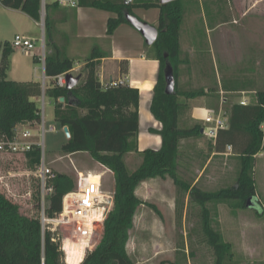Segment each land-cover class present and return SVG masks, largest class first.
I'll list each match as a JSON object with an SVG mask.
<instances>
[{
	"label": "trees",
	"instance_id": "1",
	"mask_svg": "<svg viewBox=\"0 0 264 264\" xmlns=\"http://www.w3.org/2000/svg\"><path fill=\"white\" fill-rule=\"evenodd\" d=\"M7 9L20 10L36 23L42 21L41 0H0ZM57 5H47L45 9V43L50 49L45 59V74L49 83L45 98L54 104V117L64 129L68 127L71 137L63 146L66 154L88 153L96 163L109 169L115 179L114 206L108 214L104 231L99 243L89 250L81 264H136L129 253L132 232L136 228L135 218L145 202L136 194L140 184L154 180L171 178L174 183L187 192L203 209V232L216 256L215 264H225L230 258L231 244L224 243L217 231L211 226L210 202L238 201L246 208L249 200L253 208L260 204L254 180L256 155L264 153V91L256 86L233 84L239 79L224 83L222 86L237 88L236 91H255L256 103L248 106L233 105L228 114V125L218 132L215 150L225 153L228 146L240 156L241 170L234 187L218 192H203L197 187L182 182L178 178L180 143L184 139L201 137L202 126L182 128L180 125L184 99H195L214 93V89L181 91L179 89L180 68L188 63L183 58L180 45L185 3L176 0L168 4L137 1L131 3L114 0L80 1L81 7H92L113 12L107 24V35L112 36L118 27L128 23L125 13L134 15L135 8L159 9V37L150 48L155 59L160 62L158 81L154 88L151 113L162 128L151 129L162 138L158 150H139V107L140 91L127 82L113 86L112 82L102 83L98 75L99 61L105 56L94 48L85 60L86 78L72 90L61 88L55 78L72 71L76 61L61 52L55 43V22L49 11ZM0 56V136L14 139L23 129L36 130L42 122L39 101L42 86L39 82H17L8 79L11 57L15 49L10 43L1 45ZM34 61L40 62L37 56ZM170 63L174 69L176 89L174 95L165 93V68ZM122 72L127 73V63L122 64ZM232 82V83H231ZM64 98L65 101L60 100ZM228 113V112H227ZM26 123V124H24ZM19 128V129H18ZM139 154L142 162L131 172L125 163V156ZM34 168L42 162V149L36 146L28 153ZM77 181L65 173H54L47 180L46 188L51 194L41 192L33 195L38 216H27L21 207L0 192V264H67L61 242L47 227L44 230L42 215L53 219L62 212L63 199L76 189Z\"/></svg>",
	"mask_w": 264,
	"mask_h": 264
},
{
	"label": "rangeland",
	"instance_id": "2",
	"mask_svg": "<svg viewBox=\"0 0 264 264\" xmlns=\"http://www.w3.org/2000/svg\"><path fill=\"white\" fill-rule=\"evenodd\" d=\"M235 1L242 2L241 8L245 9L247 15H240L238 13L240 7L234 6L237 20L227 27L231 49L224 51L220 45L219 49L210 50L206 46L205 51L199 52L205 62L203 68L210 78L215 77L217 80V75L220 78L222 76L226 84L237 78L239 82L233 81L234 85L250 84L264 91V0ZM47 4L50 5L51 1L47 0ZM148 12L150 14L157 13L156 10ZM49 14L52 15L53 12L49 11ZM44 27L45 22L41 21L37 25L25 13L5 9L0 4V55L1 45L12 44L17 35L37 40L39 49L31 52L15 50L11 57L9 80H31L34 69H37L39 81L42 83L44 73L42 63H36L34 55L39 52L38 58L40 59V55L43 54L42 41L45 45V55L50 51L46 48ZM74 29L76 30V27ZM94 29L97 30L98 35H103L102 24H97ZM76 45L74 48L76 56L74 55L73 59L76 62L84 63L85 57L89 56L92 50L97 47L98 42L82 40ZM116 48L119 49L118 46ZM150 52L154 53L151 50ZM114 64V60L110 57L107 68L112 70ZM81 74H84L82 69L73 73L74 77H79ZM84 80L85 77L79 84ZM243 96L245 95H236L237 98H243ZM246 96L251 100L256 99L255 95ZM229 101L233 102L232 99H227L226 102ZM227 103H225L226 110ZM38 105L40 110L44 111V126L42 129L41 123L36 126V133L33 130V133L36 134L33 141L40 143L42 161L46 162L52 173H65L76 181L79 173L88 171L104 173V189L113 192L115 179L110 170L107 171L99 166L88 153H79L71 157L63 152L62 148L68 138L63 128L55 121L54 104L47 98L44 108L42 100ZM51 127H54L55 131H50ZM201 143L203 144L201 149H195L188 145L181 146L179 180L192 188L197 187L203 192L215 193L234 187L241 170L240 159L216 157L207 168L210 157L207 156L210 141L204 139ZM140 160L141 156L138 154L126 155L125 163L128 170L134 172L140 164ZM38 169L39 167L32 166L28 154L0 152V192L18 204L21 207V212L30 217L39 215V209L35 207L36 203L33 201V195L36 192L40 191L42 196V183L37 174ZM254 180L257 197L261 201L255 208H242L240 203L234 200L210 202L206 205L210 211L212 228L220 234L224 243H231L232 246L231 256L225 261V264H264V235H258L260 230H264V156H259L255 160ZM197 181L199 183L195 184ZM136 194L145 202V205L139 208L135 218L136 228L132 232L129 249L136 264H215L214 250L203 232V209L192 199L190 191L187 192L176 185L171 178H167L140 184L136 189ZM243 222L257 223V225H243ZM50 227L53 226L50 225ZM52 233L61 244L64 238H71L73 243H77L70 228L59 227ZM240 233L246 236L250 234L247 241L251 242L250 245L253 247H257L256 254L241 255L238 244ZM102 234L99 233L95 237L94 241L97 244ZM71 246L80 248L84 245L73 244Z\"/></svg>",
	"mask_w": 264,
	"mask_h": 264
},
{
	"label": "crops",
	"instance_id": "3",
	"mask_svg": "<svg viewBox=\"0 0 264 264\" xmlns=\"http://www.w3.org/2000/svg\"><path fill=\"white\" fill-rule=\"evenodd\" d=\"M84 1L86 2L91 0H83V2ZM114 1L117 2L125 1L127 3L133 2V0H131L130 2L129 0H114ZM137 1H144V0H137ZM146 1L158 2L161 4V0H146ZM236 2L237 1L235 0H184L185 14H184L182 27L180 30V45H181L183 58L186 59L188 63L184 64L180 68L179 80H178L179 89L181 91H191V90H198L200 88H205L206 90L213 88L214 93H208L205 96L198 97L195 99H189V100L184 98L180 99V101L183 103V110L180 119V125L182 128H193L196 125H201L202 128L204 129L206 126L204 119L208 116L209 111L210 110L218 111L222 106L223 100L225 101V103H227L226 102L227 99H232L233 101V102L229 101L227 103V110L225 108L226 104H223L224 109L228 112V114L233 105H237V104L241 105L242 101L247 102L246 106L256 103V99L251 100L246 96L249 94L255 95L256 94L255 91H236L237 88H232L231 86H227V87L222 86L221 78L218 75H217V80L215 79V77L210 78L208 73L203 68V66L205 65L204 58L199 53L200 51L201 52L205 51L206 46H208L210 50L219 49L220 45L222 46V49L224 51L231 49L230 48L231 43H230L229 32L227 27L230 26L231 23H235L237 20L236 19L237 15L235 14L234 6L240 7L238 8L239 11L238 13H240V15L243 16L247 15L245 9L241 8L242 2L241 1H238L237 3ZM1 7H3L2 4ZM256 8L255 11L257 10ZM9 10H13V9H9ZM150 10H156L157 13L150 14V12H148ZM51 11L53 12L51 16L53 17L55 22L54 39H55V43L60 48L61 52H63L69 58L73 59L76 56L75 55L76 51L74 48L78 42L82 40L97 41L98 45L95 48H98L105 56L102 60L99 61V66H98V75L100 81L102 83H109L115 81H123L124 78H127V84L140 91L139 135H138L139 150L143 151L146 149H154V150L160 149L162 145V138L157 133H152L151 129L160 130L162 128V125L158 121H156L150 109L153 99L154 88L158 81L160 62L155 59V53L150 52V50L151 51L153 50L147 48L148 45L146 44L145 38L142 36V34L138 30H136L132 25L126 23L120 25L112 36H108L107 35L108 20L110 18L117 17V15L113 12H109L106 10H101L92 7H81V6L78 9H66L56 6ZM259 11L260 13L262 12L260 7H259ZM133 13L134 16H136L139 20L146 22L154 27H157L159 24L160 12L159 9L157 8H152V9L135 8ZM36 24L39 25V23ZM97 24H102L103 35H98L97 30L94 29ZM74 27H76V30L75 29L73 30ZM215 35L217 36L215 37ZM101 45H106V46H101ZM116 46H118L119 49H117ZM36 49L39 50L37 48V45H36ZM38 55L39 52L38 54L35 53L34 57L35 56L38 57ZM87 57L88 56L85 57V60ZM110 57L115 62L112 70H109V68H107V62ZM124 63H127L126 74L122 72V64ZM84 67H85V62L84 63L76 62V66L73 69L74 71L72 72L73 75L75 71H78L80 69L84 71V74H81L79 76L80 81H82L84 77L86 78V71L84 70ZM37 71H38L37 69H34V75L31 80L23 79L22 81H17V82L34 81L40 83L39 77L37 75ZM236 95H245V96H243V98H237ZM248 99L250 100V102L248 101ZM144 113L146 114L144 115ZM24 130H26V128L23 129V131ZM34 131H35L34 133H36V130ZM204 139L210 141L208 155H207L210 157L208 158V162L206 166L207 168L216 159V157H233L240 159L239 155L234 154L233 151L234 149L231 146L227 147L225 153L216 152L215 150L216 140L209 139L204 134L201 137L182 140L180 143V148L182 145H188L195 149L196 148L201 149L203 145L201 141H203ZM78 154L79 153L69 154V156L73 157ZM131 154H136V153H131ZM259 156H264V153H260L256 155V158ZM141 162H142V157L140 160V164ZM98 165L109 171V169H107L106 167L100 164ZM154 180H159V179H154ZM198 183L199 181H197L195 184ZM245 224L251 226H254L255 224L257 225V223L243 222V225ZM259 234L260 236H263L264 230H260V233H258V235ZM249 235L248 234L247 236L244 234L241 235L240 233L238 244L241 255L243 254L247 256L248 255L252 256L257 253V247H253L252 245H250L251 242L247 241ZM129 249H130V244L128 246V250ZM85 255L86 253L80 254L78 262L81 263L84 260Z\"/></svg>",
	"mask_w": 264,
	"mask_h": 264
},
{
	"label": "built area",
	"instance_id": "4",
	"mask_svg": "<svg viewBox=\"0 0 264 264\" xmlns=\"http://www.w3.org/2000/svg\"><path fill=\"white\" fill-rule=\"evenodd\" d=\"M51 4L57 5L66 9H78L80 7V0H50ZM47 0H41L42 13H45ZM42 25V24H41ZM43 27V26H42ZM13 48L22 50L23 52H31L36 49L37 42L27 36H15L12 44ZM44 41H42L41 50L43 54L40 55V62L43 67V80L42 86V103L44 108L45 103V90L48 78L45 74V59ZM74 70L61 74L55 78L59 87H67V75L72 74ZM121 82H127V78L123 81L112 82L113 86H117ZM40 100V101H41ZM225 101H222V106L218 111L210 110L208 116L204 119L205 128L203 134L209 139L216 140L219 130L225 129L228 125V113L224 109ZM241 105L246 106L247 102L242 101ZM41 126H44V111L42 112ZM50 131H55L54 127ZM43 133L45 131L43 130ZM34 133L30 129L17 132L14 139H7L0 136V152H13L28 154L36 146L40 147V143H34ZM38 176L42 183V198L44 200L46 195H50L51 189L46 188L48 179L54 177L51 169L48 168L46 162L43 160L38 169ZM114 206V191L110 192L104 189V173H79L77 185L74 192L68 193L63 199L62 212L53 219H48L42 215V225L45 230L46 227L49 231H56L59 227L70 228L73 233V238L77 243H73L71 238H64L62 241V250L65 253V261L69 259L68 250L66 246L77 244L84 245L85 253L92 250L97 244L95 237L104 231V225L108 214ZM52 225L53 227H50Z\"/></svg>",
	"mask_w": 264,
	"mask_h": 264
},
{
	"label": "water",
	"instance_id": "5",
	"mask_svg": "<svg viewBox=\"0 0 264 264\" xmlns=\"http://www.w3.org/2000/svg\"><path fill=\"white\" fill-rule=\"evenodd\" d=\"M130 1L131 0H129V2ZM174 1L176 0H161V4H168ZM44 15L45 14L42 13L43 22H44ZM125 19L130 25H132L136 30H138L142 34V36L145 38L146 44L149 47H152L156 43L159 37V31L157 27H154L146 22L139 20L136 16H134L129 12L125 13ZM164 73H165V82H166L165 93L167 95H174L176 89V80L174 76V69L170 63H167ZM79 81H80L79 77H74L72 74H68L66 88L72 90L74 87H76L79 84ZM60 101L64 102L65 99L62 98ZM63 130L67 138L70 139L71 134L69 128L64 127ZM201 132L203 133V130ZM247 207H253L251 200H249Z\"/></svg>",
	"mask_w": 264,
	"mask_h": 264
},
{
	"label": "bare ground",
	"instance_id": "6",
	"mask_svg": "<svg viewBox=\"0 0 264 264\" xmlns=\"http://www.w3.org/2000/svg\"><path fill=\"white\" fill-rule=\"evenodd\" d=\"M73 245V244H72ZM66 250H68L69 259L67 261L68 264H81L78 262L79 255L85 253V249L83 247L76 248L75 246H66Z\"/></svg>",
	"mask_w": 264,
	"mask_h": 264
}]
</instances>
